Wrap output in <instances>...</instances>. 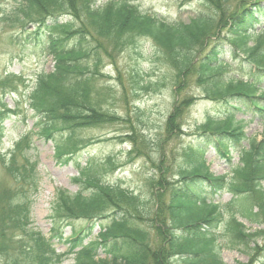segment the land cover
Wrapping results in <instances>:
<instances>
[{"label": "trees", "instance_id": "16d2710c", "mask_svg": "<svg viewBox=\"0 0 264 264\" xmlns=\"http://www.w3.org/2000/svg\"><path fill=\"white\" fill-rule=\"evenodd\" d=\"M99 1L20 0L11 14L1 15L0 22L23 29L22 41L41 45L53 57L55 67L52 72H40L32 87L23 75L0 76V144L8 132L6 122L19 115L18 106L10 108L4 96L26 89L27 104L35 118L34 134L54 140L56 155L72 159L83 142L81 132L123 119L102 108L96 83L104 76L102 68L107 60L113 61L127 49L137 52L143 38L153 42L164 63L176 72L173 83L179 98L165 125L167 135L174 136L196 100L192 96L180 98L196 63L200 83L214 79L225 66L216 50L198 61L196 55L223 32H229L239 47H246L248 29L264 20V0H181L183 4H201L188 23H169L143 14L124 0L98 5ZM29 23L35 27L26 29ZM251 62L258 79L264 78V64L255 59ZM130 69L128 86L123 76L117 78L120 94L114 93L109 81L104 82L109 98L119 95L128 103L129 95L138 98L143 93H158L165 86L144 79L140 68ZM233 86L218 76L206 91L211 97L225 98ZM135 111L141 113L140 108ZM142 125L141 121L137 126L130 123V134L116 137L135 145L129 151L131 158L136 151L140 153L138 142L142 149L147 143ZM202 131L205 142L184 151L185 161L194 162L182 173L178 166L176 175L182 181L178 189L160 166L150 179V197L106 184L93 173V167L83 170L88 193L56 192L49 213V237L31 227L42 179L37 162L29 155L32 143L24 136L8 160L0 148V160L10 177L9 184H0V259L6 258L10 264H60L72 255L71 264H226L217 236L225 222L220 211L223 207L230 214L226 222L232 241L248 247L253 243L248 264H259L264 260V245L259 243L264 241V140L253 141L248 150L242 147L247 139L240 130L224 123L213 126L212 120ZM210 131L221 135L209 137ZM57 136H62L63 142H57ZM208 145H214L225 157L238 149L240 163L231 177L210 172L204 160ZM106 165L115 168L110 158ZM204 187L214 192L227 190L233 199L221 207L206 203ZM166 196L170 199L164 205ZM238 216L263 228L248 231ZM68 228L71 234L66 236ZM56 244L66 245L67 250L59 252Z\"/></svg>", "mask_w": 264, "mask_h": 264}, {"label": "rangeland", "instance_id": "374dc122", "mask_svg": "<svg viewBox=\"0 0 264 264\" xmlns=\"http://www.w3.org/2000/svg\"><path fill=\"white\" fill-rule=\"evenodd\" d=\"M107 1L110 0H100L98 5L105 4ZM124 1H128L143 14L154 16L169 23H188L201 9V4L198 2L183 4L181 0ZM19 2L20 0H1L0 19H2L1 15L11 14ZM263 28L264 23L255 26L252 32L258 34ZM21 33L20 27H10L8 22L3 20L0 22V76L8 73L23 75L27 79L28 86L32 87L40 72L53 71L54 63L52 57L40 45L35 42L25 43L21 41ZM260 41L262 44L259 51L264 53V37ZM256 43L257 39L251 37L248 48L255 47ZM138 47L137 52L127 49L122 54L115 56L113 61L107 60L102 68L104 76L96 83L102 100V108L121 116L123 118L121 122L101 128L86 129L81 132L79 136L83 142L79 146L80 149L75 158L68 162H66V156L60 158L55 154V142H46L44 139L33 136L29 153L33 160L38 161L42 180L40 192L33 205L31 227L40 230L47 237L50 236L49 213L56 190H67L70 193L82 191L87 194L86 185L76 181V178H78L82 168L91 167V162H95L92 168L93 173L98 174L103 182L110 185L120 184L135 193L150 197L152 191L150 179L158 174L159 166L161 170H167L169 180L174 185H179V180L172 175H176L178 166L184 163V151H187L190 145L205 142V138L199 137V132L209 118L213 121H224L232 116L236 122L243 120L247 138L259 142L264 137V112L260 110L264 109V96L253 99L260 96L262 90L264 93V78L258 79L259 76L255 73L254 67L247 61L249 57L247 58L242 49L237 48L231 42L227 32L220 33L219 38H213L209 45L196 55V59H204L207 55H211L213 50H216L220 56V62L227 64V68H223L218 73L220 79L225 82L234 79V86L230 92L242 90L252 98L249 99L247 96H228L224 99L211 97L206 89L211 88L218 76L208 81L207 84L200 83L197 73L198 63H196L197 65L183 87L180 97L192 96L196 98V102L183 116L181 131H177L174 136L167 135L165 125L175 101L179 98L175 93L177 87L173 83V76L176 75V72L164 63L161 54L158 53L150 39L143 38ZM254 59L264 64V56H254ZM130 68H140L144 79L159 81L165 86L158 93L141 94L138 98L129 95L128 103L123 102L119 95L116 97L112 95L109 98L107 90H103L104 82L109 81L114 86V93L118 91L120 94V87L116 82L117 78L119 75L123 76L128 86ZM250 81L255 82L262 90ZM229 82L231 81L227 83ZM27 96L28 91L26 89H23L21 94L4 96V100L10 107L18 106L20 110L19 115L12 116L6 122L8 132L2 145V153L7 160L15 144L20 141L22 136L33 131L35 118L34 113L28 109ZM136 108H140L141 113L138 114L135 111ZM140 121L143 124L140 130L145 134L147 143L142 149L140 142H138L137 146L140 153L136 151L133 154L134 158H131L129 151L135 145L127 139L120 141L116 137L124 136L123 138H125V135L130 134V123L137 126ZM223 123L234 125V120L231 119ZM55 140L59 143L63 141L60 136L56 137ZM249 141L251 142V140ZM247 143L249 142H243L242 147L248 148ZM109 158L115 167L114 169L106 165ZM204 159L214 176L228 175L231 177L232 169L240 162L238 149H232L229 157H225L218 149L216 150L214 145H208L205 148ZM9 178L0 160V184H9ZM202 195L220 205H228L233 199V195L227 190L214 192L210 187H204ZM169 199L170 197L166 196L162 200L163 204L167 205ZM229 216L230 214L226 213L225 222L217 231L221 257L227 264H248L250 248L254 244L252 243L250 244L251 247H248L232 241L226 222ZM237 218L251 232L263 228V226L250 223L241 216ZM65 234L66 236L71 234L70 228L65 231ZM259 243L264 245V241L259 240ZM55 247L59 252H64L67 248L62 244H56ZM0 260V264H10L6 258ZM71 262L72 256H69L62 264Z\"/></svg>", "mask_w": 264, "mask_h": 264}]
</instances>
